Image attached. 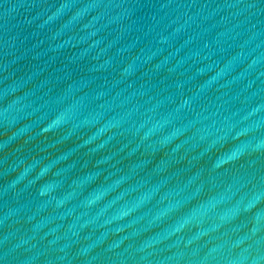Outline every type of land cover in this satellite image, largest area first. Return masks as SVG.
Masks as SVG:
<instances>
[{
	"label": "water",
	"instance_id": "1",
	"mask_svg": "<svg viewBox=\"0 0 264 264\" xmlns=\"http://www.w3.org/2000/svg\"><path fill=\"white\" fill-rule=\"evenodd\" d=\"M0 264H264V0H0Z\"/></svg>",
	"mask_w": 264,
	"mask_h": 264
}]
</instances>
